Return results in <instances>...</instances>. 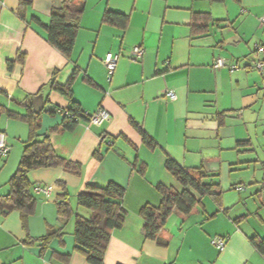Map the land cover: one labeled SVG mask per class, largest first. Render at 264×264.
I'll use <instances>...</instances> for the list:
<instances>
[{"label": "crops", "instance_id": "obj_1", "mask_svg": "<svg viewBox=\"0 0 264 264\" xmlns=\"http://www.w3.org/2000/svg\"><path fill=\"white\" fill-rule=\"evenodd\" d=\"M20 1L0 0V131L10 148L0 156V195L8 193L29 137L27 123L10 114L39 115L38 135L49 134L55 153L79 163L81 172H29L35 211L26 227L18 211L0 214V264H87L74 250V220L57 216L55 201L63 193L58 183L65 185L74 213L88 216L76 204L78 194L87 185L111 182L125 189L126 215L111 233L105 264H264V253L250 241L264 238V159L256 153L239 159L253 151L249 126L264 135V74L253 68L264 60V54L254 53L255 46H264L258 20L264 0H87L70 61L26 22L35 15L47 23L61 0H22L30 3L25 21L17 16ZM105 10L128 15L126 29L103 24ZM193 14L210 15L205 34L193 35ZM135 46L143 48V57L131 61ZM109 53L120 55L110 80L103 64ZM19 54L23 63L9 71L7 62ZM218 58L237 69L213 70ZM75 71L71 98L51 88L53 78L64 86ZM165 89L175 92V100L163 95ZM73 103L88 114L102 108L110 120L94 126L78 118L71 130L62 129ZM135 126L156 143L154 149ZM167 157L184 168L219 174L222 197L219 205L204 199L203 207L186 217L173 213L157 238L148 240L140 209L160 204L157 184L181 190L165 169ZM251 164L248 184L231 172L248 171ZM39 188L47 193H37ZM49 228H63L65 234L44 251L39 243H22L27 236L43 237ZM214 238L225 240L222 251L211 245Z\"/></svg>", "mask_w": 264, "mask_h": 264}, {"label": "trees", "instance_id": "obj_2", "mask_svg": "<svg viewBox=\"0 0 264 264\" xmlns=\"http://www.w3.org/2000/svg\"><path fill=\"white\" fill-rule=\"evenodd\" d=\"M87 0H61L58 8L52 10L49 21L43 22L35 15L29 18L28 25L33 24L42 30L49 45L59 51L68 61L71 60L73 47L80 23L86 10ZM221 2L223 0H212ZM29 2L20 1L17 16L25 21V8ZM128 15L105 10L102 16V23L126 29L128 25ZM212 19L209 14H193L191 30L193 35H203L208 31ZM214 23V22H213ZM24 56L19 54L13 61L7 62V69L10 71L15 63H23ZM56 74V72L54 73ZM76 71L72 74L68 82L61 86L54 78L50 81L53 90L71 98V85ZM70 107L73 112L81 119L84 111L76 106ZM11 117L25 121L29 127V137L24 142L22 156L19 160L17 169L9 179L8 193L0 195V214L6 216L11 211H18L23 227H26L27 220L36 207V198L32 193V186L28 179L31 171L49 168H62L67 173L79 175L81 165L77 162L66 160L58 156L53 150L49 134L38 135L39 115L28 111L23 116ZM75 118L65 115L60 126L62 129L71 130L76 124ZM142 142L149 149H154L156 143L137 126ZM247 142H238L239 146L246 145ZM94 156L100 159L99 153ZM264 171V162H263ZM165 169L179 183L181 190L172 187H165L157 184L156 190L161 195V202L158 206L144 205L139 216L144 222V238L154 240L159 232L165 227L167 219L177 213L183 217L189 216L195 209L203 207V200L212 199L216 204H220L222 188L219 174L206 172L202 167L188 169L181 167L170 157L166 158ZM140 174H144V167H140ZM63 193L55 201L56 213L60 219L66 221L74 220L73 239L74 250L81 255L87 264H105L104 256L112 231L120 229L125 219V211L122 207V200L125 189L113 182L105 187H95L87 185L86 189L78 194L76 204L79 208L88 211V216L74 213L69 202V196L63 183H58ZM65 232L63 228H49L47 233L39 239H31L29 236L22 242L24 245L39 243L41 251H44L54 238H61ZM252 245L260 253H264V238L253 237L250 239Z\"/></svg>", "mask_w": 264, "mask_h": 264}, {"label": "built area", "instance_id": "obj_3", "mask_svg": "<svg viewBox=\"0 0 264 264\" xmlns=\"http://www.w3.org/2000/svg\"><path fill=\"white\" fill-rule=\"evenodd\" d=\"M258 20L261 27L264 29V15H262ZM143 53L144 50L141 46L133 47L130 51V60L131 61L140 60L143 57ZM254 53L257 55L264 54V46L262 45L255 46ZM119 58H120L119 54L109 53L105 56L103 60V64L107 69L109 80L115 71ZM223 67H228L230 71H234L237 69L235 65H227V63L221 58L216 59L212 65L213 70L220 69ZM253 68L259 74H264V60H259L256 63H254ZM163 95L171 101L175 100L176 98L175 92L172 90H167V89L163 90ZM65 115H68V117L71 118H75L76 120H78L79 118L73 112L67 113ZM83 116L86 118L84 120H86L89 125H94V126H101L102 124L110 120V114L102 108H100L98 111H96L93 114H88L87 112L84 111ZM9 151L10 148L6 143V135L4 132L0 131V156L2 157L7 156ZM47 190L48 189L39 188L36 190V192L45 194L47 193ZM225 243L226 242L223 238H214L211 240V245H213L219 251H222L225 248Z\"/></svg>", "mask_w": 264, "mask_h": 264}, {"label": "rangeland", "instance_id": "obj_4", "mask_svg": "<svg viewBox=\"0 0 264 264\" xmlns=\"http://www.w3.org/2000/svg\"><path fill=\"white\" fill-rule=\"evenodd\" d=\"M249 133L251 134V138H252V144H253V148H252V152L250 153H243L240 155L239 159L242 157H251L252 153L253 156L255 157V153L260 157V159H264V135L261 133L260 127H255V125L253 126H249L248 128ZM236 156H238V154L234 153L233 157L234 159H236ZM251 167L249 168V170H238V171H231L232 173H235V178L238 177H242L244 179V182L246 184L249 183V180L251 179V177L254 174V170H253V166L254 165H250ZM260 172V171H259ZM2 174L0 176V180H1ZM3 193V190H1ZM206 200H209L208 198H206Z\"/></svg>", "mask_w": 264, "mask_h": 264}]
</instances>
